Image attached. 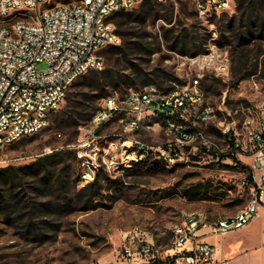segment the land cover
<instances>
[{
	"label": "rangeland",
	"instance_id": "374dc122",
	"mask_svg": "<svg viewBox=\"0 0 264 264\" xmlns=\"http://www.w3.org/2000/svg\"><path fill=\"white\" fill-rule=\"evenodd\" d=\"M56 1L68 0H52V3ZM142 1L133 9H138ZM160 11L167 15L165 5L160 7ZM235 15H239L237 0L232 8L209 18L198 14L192 0H180L175 4L172 22L166 21L165 16L149 17L147 32L151 39H160L161 48L149 60L140 63L147 71L159 68L172 73V79L166 85L188 83L197 75L196 65L189 60L191 54L169 48V42L162 34L163 27L173 23L178 25L181 20L185 25H196L209 33L207 43L199 52L207 50L213 43L226 51L230 72L216 74L206 71L202 76L204 105L210 106L213 115L201 124L206 136L214 139L221 150L218 153L206 151L197 141L195 144L199 145L186 144L184 158L172 164H167L154 149L149 156L133 165L112 168L108 170V177L102 180L103 188L96 197L98 206L95 207L83 208L81 202L65 206L69 196L62 195L57 187H51L48 194L37 199H59L62 209L55 218L37 215L35 219L40 221L43 216L46 220L54 219L53 225L43 220L38 223L41 226L28 231L25 220L8 218L0 213V264H118L125 256V246L132 244L138 247L144 238L154 242L163 259L173 245L175 223L182 221L188 213L206 211L213 215L219 210L222 214H231L248 203V188L243 180L248 178L252 158L244 124L249 115L256 121L264 119V76L262 64L255 73L244 78H240V72L233 74V67L238 68L240 52L246 49L251 60L244 72L253 69L259 49L263 51L260 57L264 56V34L259 36L260 28L256 26L254 34L247 32L252 39L241 44V27L236 18L223 37L221 25L230 23ZM20 16L17 13L11 15V20ZM0 22H3L1 16ZM100 55L105 66L108 61L106 52L101 51ZM39 66L44 67L45 63ZM92 69L96 68L79 76L68 91V95L74 94L81 102L68 106L67 96L50 112L46 127L6 147V160L0 165L28 163L39 154L70 147L75 151L67 159L71 163V184L73 189L82 186L79 180L76 184L74 182L81 168L72 143L88 133L91 126L88 112L100 106L107 95L117 94L124 98L131 88H136L120 90L98 82L88 84ZM155 119L157 117L152 122ZM228 125L230 129L226 130ZM119 130L122 126L118 119L100 128L106 135ZM127 135H134L155 146L169 137L167 129L159 124ZM234 141L239 144L237 149ZM26 180L31 181L32 178L28 176ZM136 229V239L131 241L126 233L134 234Z\"/></svg>",
	"mask_w": 264,
	"mask_h": 264
},
{
	"label": "built area",
	"instance_id": "2783aa9c",
	"mask_svg": "<svg viewBox=\"0 0 264 264\" xmlns=\"http://www.w3.org/2000/svg\"><path fill=\"white\" fill-rule=\"evenodd\" d=\"M142 0H0V163L6 147L17 139L41 131L50 112L66 98L73 82L91 68L103 67L101 50L121 37L110 19L118 10L134 8ZM174 2L180 0H160ZM235 0H192L198 14L209 18L232 8ZM20 14L11 20V15ZM197 75L188 83L166 89L154 83L131 88L124 98L109 94L90 120L85 137L73 142L80 165L82 185L93 181L100 168L110 170L135 162L157 150L167 164L185 156V145L197 141L206 151L219 152L220 145L206 136L201 124L213 113L204 105L202 76L206 71L228 74L226 51L216 43L207 50L189 55ZM45 63L40 67V63ZM153 122L152 120L156 118ZM118 119L122 130L109 135L100 128ZM159 124L167 129L168 140L157 146L134 135L140 128ZM247 146L252 158L253 181L248 203L229 215L213 217L206 211L188 213L174 225V242L161 259L154 242L142 239L138 247L125 246L118 264H230L214 256L215 248L201 239L200 227L209 225L224 234L254 218L264 195V119L245 120ZM230 126L226 127L229 130ZM61 134V133H60ZM232 139V138H230ZM236 149L239 144L234 141ZM134 234L126 233L131 241Z\"/></svg>",
	"mask_w": 264,
	"mask_h": 264
},
{
	"label": "trees",
	"instance_id": "16d2710c",
	"mask_svg": "<svg viewBox=\"0 0 264 264\" xmlns=\"http://www.w3.org/2000/svg\"><path fill=\"white\" fill-rule=\"evenodd\" d=\"M164 5L167 7V15L160 11V7ZM174 7V2L143 0L138 9H122L114 12L110 19L114 22L115 30L121 40L111 43L101 50L106 52L107 64L101 68L92 69L88 76V84L98 82L102 85L117 87L120 90L131 87L141 88L150 83L166 89L170 88L172 85H166V82L172 79V73L159 68L147 71L140 63L149 60L153 53L161 48L160 39L157 38V41L151 39L147 32L146 22L149 17L152 16L156 19L165 16L166 21L172 22ZM237 10L239 15L232 17L231 24L221 25L223 37L229 25L233 26L236 18H238L241 27L239 31L241 44L252 39V36L247 35L254 34L256 26L260 28L259 36L264 34V0H237ZM163 28L162 34L164 39L169 42V48L179 50L184 54L198 53L209 38V33L196 25H185L184 20H181L178 25L173 23ZM262 53L261 49L257 51L253 69L244 72L250 64L251 57L249 51L242 49L239 57L240 65L238 68L233 67V74L237 75L240 72L242 73L240 78H244L255 73L262 64L261 71L264 76V56L260 57ZM67 96L68 106L81 102L76 99L74 94H67ZM98 107L95 106L88 112L89 121ZM74 152V149L70 147L55 148L39 154L28 163L0 165V213L5 214L8 218L19 217L20 220H25L28 231L41 226L38 223L43 220L53 225L54 219L46 220L44 216L40 221L35 219L37 215L54 217L61 211L59 199L53 197L37 199L42 194H48L51 187H57L62 195L69 196V202L65 203V206H69L72 202H81L83 208L98 206L96 197L103 188L102 180L108 177V170L100 168L93 181L73 189L70 176L71 163L67 162V159ZM28 176L32 178L31 181L26 180ZM248 178L253 181L252 167ZM78 180H80V174L74 178L75 184Z\"/></svg>",
	"mask_w": 264,
	"mask_h": 264
},
{
	"label": "crops",
	"instance_id": "0c3cea01",
	"mask_svg": "<svg viewBox=\"0 0 264 264\" xmlns=\"http://www.w3.org/2000/svg\"><path fill=\"white\" fill-rule=\"evenodd\" d=\"M247 188L250 198V189ZM229 214H222L218 210L212 216ZM198 232L201 239L213 244L217 258L226 257L230 264H264V195L257 215L244 226L220 234L213 232L211 226L204 225Z\"/></svg>",
	"mask_w": 264,
	"mask_h": 264
}]
</instances>
